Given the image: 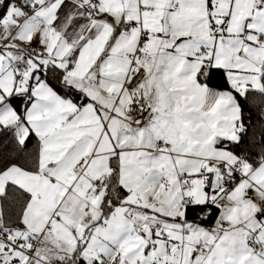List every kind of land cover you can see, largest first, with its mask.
I'll list each match as a JSON object with an SVG mask.
<instances>
[{"label":"snow or ice","instance_id":"obj_1","mask_svg":"<svg viewBox=\"0 0 264 264\" xmlns=\"http://www.w3.org/2000/svg\"><path fill=\"white\" fill-rule=\"evenodd\" d=\"M0 264H264V0H0Z\"/></svg>","mask_w":264,"mask_h":264}]
</instances>
